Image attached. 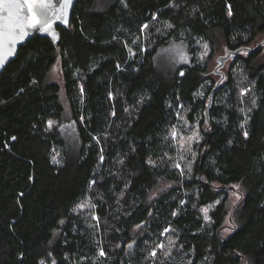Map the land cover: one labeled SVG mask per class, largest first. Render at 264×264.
<instances>
[{
	"label": "trees",
	"instance_id": "trees-1",
	"mask_svg": "<svg viewBox=\"0 0 264 264\" xmlns=\"http://www.w3.org/2000/svg\"><path fill=\"white\" fill-rule=\"evenodd\" d=\"M58 30L57 44L35 34L0 72V264H264V46L225 62L208 120L216 80L197 59L201 42L254 46L264 0H76L69 26ZM174 36L193 57L169 78L154 57ZM57 61L72 144L57 125L60 86L45 80ZM242 89L250 91L241 96ZM181 118L201 136L184 171L173 167L178 151L169 135ZM160 178L176 184L149 202ZM233 184L242 193L235 227L224 235ZM84 199L98 220L75 213ZM169 238L167 253L157 245Z\"/></svg>",
	"mask_w": 264,
	"mask_h": 264
},
{
	"label": "rangeland",
	"instance_id": "rangeland-1",
	"mask_svg": "<svg viewBox=\"0 0 264 264\" xmlns=\"http://www.w3.org/2000/svg\"><path fill=\"white\" fill-rule=\"evenodd\" d=\"M107 0H97V5H103L104 2H106ZM264 39V32L261 33L257 39L253 42L252 45H254L255 43L261 41ZM198 45V54H197V59L200 61H206L207 65L209 67V70H213L214 67L216 66L217 62H216V58L217 56L223 54L226 49L225 46L223 44V39L219 38L218 43L215 45L214 49H210L207 46V55L204 56L203 59H201V56L204 54V52L206 51L205 49V43L201 42ZM132 49V52L135 53V49L133 47H130ZM264 54V49L262 51ZM183 53L184 55L187 56V60H181L180 59V54ZM191 57H193L192 52L189 50V46L187 45V43L179 38L178 36H174L172 37L168 42L163 43L159 46V48L157 49V52L155 54L154 57V63H155V67L156 69L161 72L162 74L166 75L169 78L173 77L174 71L180 67L183 64H186L190 61ZM227 64H225V66L222 68V70L224 72H226L227 70ZM213 79L217 80L219 78V75L217 74H212ZM46 81H55L59 84L60 86V92H59V96H60V101L61 104L63 106L64 109V115H63V119L57 123L60 131L62 132L64 138L69 142V143H74L75 142V138H76V134H75V127L73 124V121L71 120L70 117V112H69V107H68V102L64 93V88H63V78H62V72H61V68H60V64L59 61L55 62L50 69L48 70L46 77H45ZM208 85V83H205ZM206 86V85H204ZM203 89H201L199 91V93H203L202 91ZM202 96V95H199ZM184 121H186L184 118L181 119V123L180 125H177L176 128L178 130V132L180 133V136H178L176 139L172 140L175 142L176 144V148L178 151V157L175 159V163L177 161H179L181 163V167L179 168V170L184 171V169L186 170H190L191 166L193 164V162L196 160L197 157V149H198V143L200 142L201 136H200V130L198 128V126L196 124H190L184 123ZM56 123V122H55ZM193 132H198L199 134V140H193L191 142V148L190 150L188 149V144L187 143H183V147L181 146V137L183 138H187L188 136H191L193 134ZM184 156V160L180 161V156ZM52 161H53V157L56 158V160L60 163L61 162V158H60V152L57 149H53L52 151ZM59 163H55V164H59ZM176 183L172 180L166 179V178H160L156 185L153 187V189L151 190L149 197H148V201L150 202L151 199L155 198L156 196H158L161 192H163L164 190H166L167 188L175 185ZM233 185H238V184H233ZM232 185V186H233ZM231 186L230 190H229V196H228V201H227V214L225 216L224 219V224H223V228H222V233L228 234V232L225 231L226 228L231 229L232 225H233V212L235 209L236 204L238 203V201L235 199V196L233 195L234 192H238L240 194L241 197V188L239 187V189H235ZM89 202L87 199H84L82 201H80L76 206H75V213L79 214L80 216H84L85 218H90L91 221H95L96 219H93V217H96V215L93 213L92 211V206L89 207H85L83 209L79 208L78 205L84 203V202ZM90 203V202H89ZM91 205V203H90ZM208 210L210 209V206L205 207ZM203 208V209H205ZM202 214L204 215L203 211ZM208 214V213H207ZM61 221H63V223H61ZM59 223L60 226L65 224V220L62 219ZM227 222V223H226ZM141 227H135V232H140L143 229V225H140ZM59 230H55L54 236H57L59 234ZM170 241L173 243L174 239H166V241L161 242L159 244H163V248H161L163 251L167 252L169 251V247L171 246L172 243H170ZM158 244V245H159Z\"/></svg>",
	"mask_w": 264,
	"mask_h": 264
},
{
	"label": "snow or ice",
	"instance_id": "snow-or-ice-1",
	"mask_svg": "<svg viewBox=\"0 0 264 264\" xmlns=\"http://www.w3.org/2000/svg\"><path fill=\"white\" fill-rule=\"evenodd\" d=\"M72 4V0H0V67H3L6 62L8 61L9 57L13 56L16 52V46L17 43L21 40H23L31 30L38 29L40 31L50 33L53 37V39L56 38V33L52 30L53 29V22L54 21H62L65 25L68 24V9L70 5ZM127 5H125L126 7ZM175 6V5H171ZM228 15H232L231 6H229ZM156 19L155 14L153 15V20ZM149 27L148 24H144L141 26V32H143L145 29ZM168 27H171V25H168ZM139 39V38H137ZM133 44L137 43V40L132 41ZM127 47V45H125ZM206 51L201 56V59L206 56L207 53V45L204 46ZM129 54L134 55L132 52V49L129 48ZM231 53L226 52L225 55H230ZM181 60H187V56L183 53L180 54ZM181 75H184L183 72H181ZM249 89H242L241 90V96L246 94ZM81 92H83V88L81 87ZM111 95V94H110ZM197 95H203V93H198ZM253 104H255V101H253ZM241 112H244V109H240ZM250 111V110H249ZM113 115L115 113L113 112ZM179 117V113L177 114ZM182 119V118H181ZM247 116L245 117V120L240 124L241 129H245L243 132V135L245 138L248 137V131L245 128V125L247 124ZM49 128L52 126V121H49ZM186 125V121H184ZM169 135L176 139L178 136H180V133L178 132L176 126H173L169 132ZM12 139H15V137H12ZM193 140L198 141L199 140V134L198 132H193L191 136H188L187 138L181 137V146L183 147V143L188 144V149L191 148V142ZM231 143V141H229ZM101 160H103V156L100 157ZM184 160V156H180V161ZM54 163H59L55 157H53ZM149 163H152V161H149ZM173 167L179 169L181 167V163L177 161L174 163ZM91 183H95V181H92ZM91 187V184L89 185ZM235 189H239V185H233L232 186ZM22 195V194H21ZM233 195L235 196V199L238 201L240 200V194L238 192H234ZM184 201H181V204H183ZM219 203V201H217ZM93 205H90L89 202H84L80 205H78L79 208L83 209L85 207H89ZM204 213V219L207 221L209 219L207 213L208 209H202ZM173 215L175 216L176 213L173 212ZM93 219H97V217H93ZM63 223V221H61ZM227 223V222H226ZM137 227H141L140 225H137ZM235 227V225H233ZM170 229L165 228L164 233H167ZM226 232L231 231V229L226 228ZM163 235V233H161ZM170 243H172L170 241ZM128 249H131L133 247L132 244L127 245ZM159 248H163V244L157 245ZM167 254V253H166ZM99 255L101 257L105 256V252L103 248L99 250ZM151 256L156 255L155 249L150 253ZM43 264V261L41 262ZM53 264H55V261H53Z\"/></svg>",
	"mask_w": 264,
	"mask_h": 264
},
{
	"label": "water",
	"instance_id": "water-1",
	"mask_svg": "<svg viewBox=\"0 0 264 264\" xmlns=\"http://www.w3.org/2000/svg\"><path fill=\"white\" fill-rule=\"evenodd\" d=\"M75 3H76V0H72V4L70 5V7L68 9V24L67 25H65L62 21H54L53 22V29L52 30L56 33V38L55 39H53V37H52V35L50 33H46V32L40 31L38 29L31 30L29 32V34L23 40H21V41H19L17 43L15 54L13 56L9 57L8 61L6 62V64L3 67H0V72L16 56L19 47L22 44H24L28 39L33 37L35 34H38L39 36L47 37L50 40H52V42L54 44H57L59 39H60V32L58 30V27L66 28V27L69 26L71 14H72V11H73ZM263 46H264V39L259 41V42H257L254 46L241 47V48H238L236 50H226L223 54L217 56V58H216L217 64L214 67L213 72L215 74L219 75V78L215 81V84H214L213 88L211 89V91L209 93V96H208V100H207L206 107H205V118L207 120H208V108H209V106L211 104L213 93L217 90L219 84L223 81V79L225 77V74H224V72L222 70L225 62L228 61L229 59L235 58L236 55L238 53H240V52H243V51L254 52V51H256L257 49H259V48H261ZM226 52L231 53V54L230 55H225Z\"/></svg>",
	"mask_w": 264,
	"mask_h": 264
}]
</instances>
